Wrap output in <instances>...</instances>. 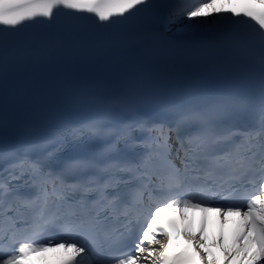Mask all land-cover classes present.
Masks as SVG:
<instances>
[{"label": "snow or ice", "instance_id": "snow-or-ice-1", "mask_svg": "<svg viewBox=\"0 0 264 264\" xmlns=\"http://www.w3.org/2000/svg\"><path fill=\"white\" fill-rule=\"evenodd\" d=\"M62 16L92 25H65ZM141 17L165 28L185 18L194 29L226 24L229 55L260 71L250 126L229 123L247 109L231 98L174 104L156 121L130 99L117 102L118 119L100 113L75 127L9 128L0 118V264L54 249L69 254L65 264H190L166 254L163 226L173 223L168 210L186 220L189 209L240 216L236 254L264 264V0H0V88L30 59L13 50L32 30L76 36ZM69 136L95 139V150L61 160ZM242 189L244 203L221 204ZM53 230L62 236H48ZM130 242L122 255H110Z\"/></svg>", "mask_w": 264, "mask_h": 264}, {"label": "bare ground", "instance_id": "bare-ground-1", "mask_svg": "<svg viewBox=\"0 0 264 264\" xmlns=\"http://www.w3.org/2000/svg\"><path fill=\"white\" fill-rule=\"evenodd\" d=\"M195 19H205L207 21H212L214 16L193 18ZM187 18L183 22H177L173 25L167 27L168 35L170 36H189L198 33L207 32L213 29L206 27H201L199 29L189 28ZM218 28V27H217ZM187 219H190L189 228L185 227V233H188V237H193L196 244V239L199 238L201 244L197 246V249L201 250L204 254V259L208 264H249L248 260H245L244 254H236L237 249L240 245L237 243L238 234L242 232L243 221L240 216L232 217H221L216 219L213 214L209 216H204L199 213H191L187 211ZM221 221L225 224L224 236L219 237L218 233V223ZM205 222V231L203 232L202 223ZM192 231V234L190 232ZM202 233V234H201ZM156 247H159L158 245ZM213 251L214 256L207 255V252ZM69 254L63 250L52 251L44 255L41 259H29L23 264H57L58 260H62Z\"/></svg>", "mask_w": 264, "mask_h": 264}]
</instances>
